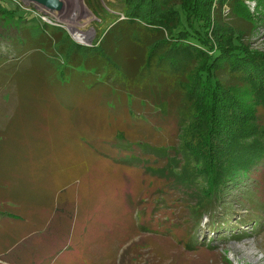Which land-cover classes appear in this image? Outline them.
<instances>
[{
    "label": "trees",
    "instance_id": "obj_1",
    "mask_svg": "<svg viewBox=\"0 0 264 264\" xmlns=\"http://www.w3.org/2000/svg\"><path fill=\"white\" fill-rule=\"evenodd\" d=\"M86 1L98 23L111 21L90 47L60 28L22 25L24 16L3 8L0 0V20L7 24L0 28L7 31L15 17L20 22L14 26L16 41L5 53L0 50V219H31L35 232L49 225L50 234L55 222L79 221L73 206L79 211L86 185L78 161L84 158L77 154L83 166L78 173L60 152L61 113L67 137L76 139L93 120L88 109L94 106L101 117L94 135L99 154L88 148L85 157L117 170L116 180L100 183L101 191L129 213L134 231L149 230L160 218L175 224L174 216L186 218L184 224L208 216L213 233L220 224L228 228L234 212L225 193L231 186L239 205L254 213L248 219L259 226L264 221L256 207L264 212V52L254 50L250 38L264 24V0H116L109 4L114 12L97 0ZM29 44L41 78L26 99L9 97L16 99L9 113L3 88L13 69L6 65L21 61ZM18 137L42 152L7 151ZM25 170L35 173L32 181L42 187L50 186L48 177L54 184L53 207L42 223L23 214L26 203L15 194L22 188L15 175ZM68 188L74 191L72 207L64 202L68 198L58 199ZM248 219L240 222L248 227Z\"/></svg>",
    "mask_w": 264,
    "mask_h": 264
},
{
    "label": "rangeland",
    "instance_id": "obj_2",
    "mask_svg": "<svg viewBox=\"0 0 264 264\" xmlns=\"http://www.w3.org/2000/svg\"><path fill=\"white\" fill-rule=\"evenodd\" d=\"M1 1L3 8L17 13L20 12L24 16L21 18L24 21V23H21L22 25L31 28H41L43 25L39 17L31 9L25 10L21 8L23 6L22 1H18V3L15 0ZM61 1L64 4L63 16L53 15L56 17L55 19L59 20L58 25H47L63 29L75 43L90 47L92 42L98 38V33L111 24L110 19L98 23L99 20L88 6L86 0ZM115 2L116 0H97L100 6L110 12L114 11L110 9L111 6L109 4H115ZM248 5L251 9L254 6L253 2L248 3ZM68 20L71 21L69 22ZM8 22L12 23V26L7 31L0 28V50L3 52L6 50V46L8 47L16 41L17 31L14 26L20 23L17 17ZM0 24L1 27L7 26L1 20ZM72 29L79 33H90L83 42L79 40L78 42L74 39L75 33ZM250 44L254 50L264 52V24H261L252 33ZM32 46V44H29L26 47L27 55L21 61L17 62L14 59L11 60V64L6 65V68L13 69L8 79L4 82L5 87L3 88L8 94L9 113L16 102L15 98L10 99L9 97L11 95H21L22 98L26 99L28 94L29 96L32 95V91L37 88V83L41 78L39 69L32 64L30 55L33 52V49H30ZM13 54H9V57ZM35 68H37L38 72L35 71ZM45 85L48 90V78L45 81ZM1 94H3L2 90H0ZM0 102L2 103L1 96ZM48 105L50 108L51 104L49 103ZM97 112H99L98 108L89 107L88 113L93 114L91 118L93 120L86 122L84 130L80 132L83 134H78L76 139L67 137L64 114L61 113L59 150L65 155L66 163L68 158V163L73 164V168L77 171L83 168L75 160L77 154H81L84 159L78 158V161H83L85 174L81 171V177L82 180L83 178L86 180V185H82L85 189L81 187L82 201L79 211L77 206H73L75 207L74 213L79 218V221L72 226H61L56 222L53 224L55 226L51 230L53 231L51 234L53 239L50 240V248L47 244H44V250L48 255L44 260L39 261L40 264H226V261L230 264H264V221L259 223V226L258 224L255 226L254 220H251L252 218L248 219L249 214L253 212L249 211L247 213L248 210L246 209L249 207L246 208L243 205H239V198L234 186H231L225 193L226 199L230 201L228 205L234 212V215L229 218L228 228L221 227L223 225L220 224L221 226L218 225L220 229L213 233L209 227L211 219L208 216L204 217L199 224H184L186 218L181 217V219H178V217L174 216L172 221H175V224L160 218L150 224L149 230L134 231L128 216L129 213L125 209L121 211L119 202L116 199L112 201L109 193L105 195L101 191L100 183H106L107 178L113 180L115 177L116 180L117 170H110L111 168L109 169L105 162L93 159L88 160L85 157L88 154V148H92L94 154H99L97 151L99 146L95 145L97 140L94 138L100 127L98 122L101 117L96 115ZM22 129L23 135H27V127ZM6 150L18 154H40L42 152L41 150L39 151L37 145L25 140L23 137H20L19 140L11 141ZM53 151H57V148ZM113 156L116 157L114 153ZM33 174L35 173H28L25 170L20 175H15V184L21 182L22 185L21 192L15 194L19 196V200L26 203V206H23L22 209L23 214L30 218L31 216L34 217L35 222L42 223L46 221L45 216L49 215V207H53L50 203L51 197L54 198V194L49 188L51 186L54 187V184L48 177L50 186L42 187L32 181ZM147 178L151 180L150 177ZM101 179L102 181H100ZM73 192L72 188H68L63 191L58 199L68 198L64 202H67L68 207H72L73 202L70 199L73 197ZM86 206L87 208L84 209ZM256 207H259V214L264 215V212L260 211L261 207ZM220 211H222L221 206L218 208L217 212L219 215L216 217L219 223L223 219L220 216ZM240 218L241 220H250L249 224H247L248 227L240 222ZM87 219H89V223H85ZM46 226L48 227L49 225ZM118 230L119 236L115 238L117 234L115 231ZM44 235H47V233ZM193 237L198 239L197 245L194 244ZM188 238H191L190 242ZM32 239L34 243L40 241L38 240L39 234H35ZM64 246L65 250L54 258V254L51 252L53 250H61ZM224 257L226 260H224Z\"/></svg>",
    "mask_w": 264,
    "mask_h": 264
},
{
    "label": "crops",
    "instance_id": "obj_3",
    "mask_svg": "<svg viewBox=\"0 0 264 264\" xmlns=\"http://www.w3.org/2000/svg\"><path fill=\"white\" fill-rule=\"evenodd\" d=\"M34 222L0 219V264H40V260L48 255L44 248L50 247L51 234L47 226L43 230L34 231ZM47 233V235H44ZM39 234L40 241L34 243L32 237ZM49 241V242H48ZM60 254V253H59ZM55 255L54 258L58 257Z\"/></svg>",
    "mask_w": 264,
    "mask_h": 264
},
{
    "label": "water",
    "instance_id": "obj_4",
    "mask_svg": "<svg viewBox=\"0 0 264 264\" xmlns=\"http://www.w3.org/2000/svg\"><path fill=\"white\" fill-rule=\"evenodd\" d=\"M19 1H22L26 7L32 6V8L40 10L44 14L57 15L59 17L63 16L62 13L64 9V4L61 0H19ZM74 39L78 41L77 38H75V36Z\"/></svg>",
    "mask_w": 264,
    "mask_h": 264
},
{
    "label": "built area",
    "instance_id": "obj_5",
    "mask_svg": "<svg viewBox=\"0 0 264 264\" xmlns=\"http://www.w3.org/2000/svg\"><path fill=\"white\" fill-rule=\"evenodd\" d=\"M17 3L19 0H15ZM22 6L21 8H24L25 10H32L40 19L41 23L45 24V25H58L59 23V20L58 19H55L56 17H54L53 15H49V14H44L42 13L40 10H37V9H34L32 8V6L29 8V7H26L24 5V3H22Z\"/></svg>",
    "mask_w": 264,
    "mask_h": 264
},
{
    "label": "bare ground",
    "instance_id": "obj_6",
    "mask_svg": "<svg viewBox=\"0 0 264 264\" xmlns=\"http://www.w3.org/2000/svg\"><path fill=\"white\" fill-rule=\"evenodd\" d=\"M67 18V17H66ZM69 22L71 21V20H68ZM68 23V22H67ZM73 30V32L75 33V38H77V40H79V41H81V42H83L84 41V39H85V37L87 38L88 37V35H89V33L90 32H87V33H79V32H77L75 29H72ZM244 246V245H243ZM252 253V252H251ZM253 255V254H252Z\"/></svg>",
    "mask_w": 264,
    "mask_h": 264
}]
</instances>
